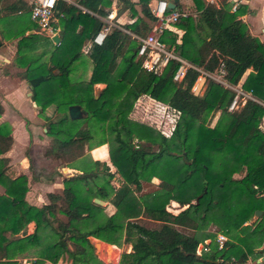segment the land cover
Wrapping results in <instances>:
<instances>
[{
  "label": "trees",
  "instance_id": "trees-1",
  "mask_svg": "<svg viewBox=\"0 0 264 264\" xmlns=\"http://www.w3.org/2000/svg\"><path fill=\"white\" fill-rule=\"evenodd\" d=\"M0 1L6 14L22 11L1 16L0 31L7 39L19 37L16 63L23 68L20 75L28 82L32 99L40 110L55 105L57 117L45 123L51 136L45 153L71 166L84 154V142L97 135V144L108 143L115 168L111 171L105 164L96 175L84 178L83 172L99 166L95 159L89 168L63 176L62 190L49 192L48 202L34 205L25 198L27 175L15 174L4 155L12 133L7 122L0 123V184L4 187L0 264H19L17 257L26 252L32 264H56L65 255L75 264H106L95 254L90 236L131 244L130 251L121 253L119 264H234L264 255V130L259 127L264 107L260 103L247 99L228 110L234 89L209 76H204V91L194 92L200 71L189 66L175 80L181 63L176 58H169L159 70L145 69L137 55L140 40L117 24L102 44L95 43L94 34L105 24L95 13L106 16L112 0H77L87 10L57 0L60 41L50 39L52 45L38 53L31 48L49 37L25 34L37 26L30 6L22 0ZM149 1L139 0L143 16L124 25L142 37L151 29L146 18L155 19ZM193 2L195 13L171 23L182 33L166 27L160 39L203 70L216 72L223 65L222 76L228 83L241 81L243 88L263 100L264 42L250 33L240 17L243 5L232 10L231 0ZM118 4V12L130 7L135 13L133 1L118 0ZM176 9L180 10L179 2ZM99 82L104 86L95 97L94 84ZM144 94L178 112L170 133L132 117L135 101ZM74 103L87 114L70 118L68 106ZM116 172L118 186L111 182ZM236 172L244 173L235 177ZM154 176L158 188L139 194L141 181ZM94 197L111 202L116 211L108 214ZM171 200L186 206L174 213L167 209ZM256 209L262 213L254 220ZM140 215L156 224L146 225ZM30 222L34 223L31 231ZM219 232L227 235L221 247L216 241ZM200 243L206 248L198 253Z\"/></svg>",
  "mask_w": 264,
  "mask_h": 264
},
{
  "label": "crops",
  "instance_id": "crops-1",
  "mask_svg": "<svg viewBox=\"0 0 264 264\" xmlns=\"http://www.w3.org/2000/svg\"><path fill=\"white\" fill-rule=\"evenodd\" d=\"M14 1L16 0H10V2H14ZM22 1H24L27 5L30 6V0H22ZM65 1L68 3L75 4L84 10H87L85 7L80 5L77 2V0H65ZM131 1L135 3L134 4L135 13L131 12L130 7L124 8L123 10L118 12V7H119L118 0H112V4L109 9V12L110 11L113 12L112 21L114 23L119 25L120 28H122L124 31L128 32L132 36H135L139 39L142 36L134 34L133 32H131L130 30L124 27L126 23L131 22L136 16L138 15L143 16L141 12L140 4L138 3L139 0H131ZM155 1L156 0L149 1L150 10H151V6L154 4ZM219 1L220 0H213V2H216V3H218ZM231 1L237 3L238 5H243L244 10L240 17L247 23L250 33L257 36L261 41L264 42V0H231ZM1 2L2 1H0V5H1ZM178 2L180 3V10H184L187 13H195L194 12L195 6H194L193 0H178ZM174 9H176V6L174 7ZM21 12L22 11L18 10V12L6 14L5 10L0 9V17L1 16L2 17L12 16V15H15ZM95 14L99 16L104 22H106L105 16L98 15L97 13ZM146 19L152 29L154 19L153 20L148 19V18ZM79 27L80 25L78 26V28ZM168 27L176 30L179 33V35L182 33L181 29L175 28L172 24H169ZM151 29L149 31H151ZM42 32L43 31H39L36 26L34 28L27 29L25 31V34L38 33L40 35L44 33ZM0 35L6 40L5 42L2 43L3 45L0 46V104L3 107V112L0 115V123L7 122L10 125L11 133H12L11 146L4 153V155L9 157V165L15 169V174L25 173L27 175L28 190L26 191V195H25L26 200L34 205L41 206L43 203L48 202L47 194L49 192H60L62 190L63 176H70L74 173L81 172L82 168H77L76 165L73 167L61 165L59 161L58 163L53 161L52 162L54 164L53 172L56 171L58 174L54 173L52 177H49L47 179L43 175L38 174V172L35 171L34 168L32 167L33 154L31 152V146L37 145L39 142H45V140H49L50 142V137H49L50 135L46 133V127L44 123L50 118L49 116L52 113H54L55 105L50 104L43 110H40V106L31 97L32 90L28 82L20 75V71H22L23 68L21 66H18L16 63L17 40L19 37H12V38L7 39L3 36L1 31H0ZM50 39L52 40L51 37L44 38L42 40L46 42L47 43L46 46H48V45H52ZM7 40L13 41V44L9 45L7 43ZM52 42L55 43L53 40ZM84 45H86L87 47V45H89V41H86ZM89 73H90V70L88 71V74ZM96 84H103L104 86V83H101V82L95 83L94 84L95 94L97 92V88L95 87ZM238 84H241V81L238 82ZM195 85H197V87L194 92L201 94L205 88L204 78L199 77ZM101 89L102 88H100L99 90ZM30 91H31V94H30ZM141 96L144 97L145 99L147 98L146 99L147 101L152 100L150 102H156L154 98L148 95L144 94ZM142 97L138 98V104L140 103V99ZM47 147L48 145L46 146V148ZM45 152H46V149H45ZM83 155H85V152ZM82 156L78 157L77 159L81 158ZM48 157L52 158V160L55 159L51 155H48ZM107 157H108L107 161L110 162L108 153H107ZM96 159L99 160V166H98L99 169H101L104 164H109L110 170L111 171L115 170L113 165H111V162L110 163L105 162V161L101 162L100 159H98V157ZM64 167H66L67 170L71 172V174L66 175L63 172ZM57 175L61 176L62 186L60 190L56 191L54 190V186L57 184L56 183L57 177H58ZM145 181L147 180L141 181L142 186H144ZM149 181L153 183H158L159 179L154 176ZM111 182L114 186H118L120 184V178L118 177L117 172L114 174V178L112 179ZM142 190L143 189H141L138 193L141 194ZM0 192H4V187L1 184H0ZM146 192L148 191L143 190L142 193H146ZM105 206H106V209L108 208V212H107L108 214H112L116 211V207L109 201H106ZM185 206L186 205H183V206L180 205L175 200H171L170 203L167 205V209L176 213L182 208H184ZM139 217H142L141 218L142 221L143 220L144 221L145 220L154 221V220H150L149 218L144 217L143 215H140ZM33 225H34L33 222L29 223L30 231L33 229ZM91 238H93V236H91L90 239ZM101 241L103 242V240ZM205 242H207V240H205ZM128 245H130V250H131V244L128 243ZM260 257L258 258L250 257L248 258L246 262H243L241 264H264V260L263 261L258 260Z\"/></svg>",
  "mask_w": 264,
  "mask_h": 264
},
{
  "label": "built area",
  "instance_id": "built-area-1",
  "mask_svg": "<svg viewBox=\"0 0 264 264\" xmlns=\"http://www.w3.org/2000/svg\"><path fill=\"white\" fill-rule=\"evenodd\" d=\"M56 1L57 0H30V16L32 20L36 22L37 29L39 31L45 32V34H47L49 37H52L59 31V25L57 23L58 19L55 15ZM209 1L213 2V0ZM237 5L238 4L234 2V4L232 5V10H235L237 8ZM151 12L155 17L152 29L145 36L139 38L140 43L138 45L137 51V55L141 59V65L145 69L159 70L169 58H176L179 59L181 63L174 72L173 78L175 80H180L185 74L187 67L192 66L200 71V75L198 76L196 81L199 79V77L201 78L204 76H209L234 89L235 93L227 106L228 110L232 111L237 109L247 99H253L264 107V99H258L251 90L243 88L241 84H230L223 78V65H221L216 72H208L206 70H203L200 67H197L196 65L178 56L160 39L162 30L168 27L172 22L176 21L179 16L187 15L188 13L186 11L174 8L168 9L167 0H156L151 6ZM105 17V24L93 36V41L97 44H102L106 35L112 30L113 26L116 25V23L112 21V11L108 12ZM196 87V85L192 87L193 91L196 90ZM173 127V124L168 127V132L160 126L158 128L162 132L168 134L172 131ZM259 127L264 130V118L262 119ZM225 240H227V235L224 232L217 233L216 241L218 242L219 247L223 245ZM234 264L241 263H239L238 261H234Z\"/></svg>",
  "mask_w": 264,
  "mask_h": 264
},
{
  "label": "rangeland",
  "instance_id": "rangeland-1",
  "mask_svg": "<svg viewBox=\"0 0 264 264\" xmlns=\"http://www.w3.org/2000/svg\"><path fill=\"white\" fill-rule=\"evenodd\" d=\"M1 27H2V25L0 23V28ZM43 34H45V32ZM2 40H3V42L6 41L3 37H2ZM7 43L9 45L10 44L12 45L13 41L7 40ZM8 44H6V45H8ZM34 45L35 46H33L31 48V52L38 53L39 51L43 50L46 47L47 43L42 40V41L36 42ZM195 84H196V82L194 83L193 86H195ZM102 86H103V84H96L95 85V87L97 88L98 94L101 91L99 89L102 88ZM140 97H142V96H140ZM142 98L140 99L139 104H138V99L135 101L134 108H133L132 113H131L132 117H134L137 120L150 123L156 127L160 126L168 132L167 128L170 127L172 124L174 125V123H175V119L177 118V111L174 109L162 106L161 104H157V102H150L152 100L147 101L146 100L147 98L146 99L144 97H142ZM218 115H219V113L217 112L215 114L213 120H212V123H214V121L216 120ZM49 117L51 119H54L57 117V114L54 111V113H52ZM45 123H44V125H45ZM49 137L51 140V136H49ZM97 139H98V136L95 135L92 140H88V141L86 140L84 142L85 155H83L81 158H79L77 160L75 159L74 161H72V163L70 165L71 166L76 165L77 168H82V169L89 168L92 165L93 159H96L97 157H98V159H100L101 162L105 161V162L110 163L109 161H107L108 143H100V144L98 143L97 144V142H96ZM137 142L139 144H149L143 140H138ZM47 145H49V140H45V142H39L37 145H32L31 146V152L33 154L32 167L34 168L35 171L38 172V174H41L48 179L49 177H52L54 175V173L58 174L56 171L53 172L54 164L52 163L53 161L58 163V159L55 158L54 160H52V158L48 157V155L45 153V149H46ZM45 155H47V156H45ZM243 173L244 172H236V173H234V176L240 177L243 175ZM57 176H58L57 182H56L57 184L54 186V190H56V191L60 190L61 186H62L61 176H59V175H57ZM158 183H153L151 181H145V184H144V186H142L143 187L142 189L145 191H150V190L152 191V190L158 188ZM143 190L141 191V193L143 192ZM105 211L108 212V208L105 209ZM252 219H254V215L252 216ZM256 219L257 218H255L254 220H256ZM143 223H145L146 225H149V226L155 225L154 221H149V220H145V221L143 220ZM211 227H214V224H212ZM208 239H210V238H208ZM95 240H97L96 237L91 238L93 246H94ZM98 240H99V238H98ZM97 243H98V245L95 248L93 247L94 252L106 264H119L121 253L123 251H129L130 250V245H128V243H124V242L121 243V245H118L116 243H110L107 241L102 242L101 240H100V242H97ZM17 259H18L19 264H32V256H30L27 252L25 254L18 256ZM45 264H53V263L47 261V262H45ZM56 264H75V263L72 262L70 257L65 255L62 258H60ZM76 264H83V263L78 262Z\"/></svg>",
  "mask_w": 264,
  "mask_h": 264
},
{
  "label": "water",
  "instance_id": "water-1",
  "mask_svg": "<svg viewBox=\"0 0 264 264\" xmlns=\"http://www.w3.org/2000/svg\"><path fill=\"white\" fill-rule=\"evenodd\" d=\"M177 2H178V0H168V1H167L168 9H173V8L176 6V3H177ZM51 38H52V40H53L55 43H58L59 40H60V34H59V33H56V34H54ZM2 43H3V41H2V39H1V37H0V46L2 45ZM30 94H31V91H30ZM95 97H98V93H97V92H96ZM68 114H69L70 118H72V119H77V118H81V117H83L84 115H86V114H87V111H86V109H84L83 107H81L80 104H78V103H74V104H70V105L68 106ZM63 172H64L66 175L71 174V172L68 171L66 167L63 168ZM96 172H97V169H95L94 171L83 172L82 175H83L84 178H86V177H92V176L96 175ZM93 201H95L96 203L101 204V205H103V206H105V204H106V201L103 200V199H101V198H99V197H94V198H93ZM261 213H262V210H261V209H256V210L254 211V214H253V215H254V219H255V218H258V217L261 215ZM90 237H91V236H90ZM90 237H89V238H90ZM208 241H210V239H207V242H208ZM97 242H98V238H97V240H95V242H94V248L97 246ZM202 247H203V244L200 243V244L198 245V247H197V252H198V253L201 252ZM258 260H259V261H263V260H264V255H262ZM225 264H229V263L226 262Z\"/></svg>",
  "mask_w": 264,
  "mask_h": 264
},
{
  "label": "flooded vegetation",
  "instance_id": "flooded-vegetation-1",
  "mask_svg": "<svg viewBox=\"0 0 264 264\" xmlns=\"http://www.w3.org/2000/svg\"><path fill=\"white\" fill-rule=\"evenodd\" d=\"M102 168H103V167H102ZM102 168H101V169H102ZM95 169L99 170V167H94L92 171H94Z\"/></svg>",
  "mask_w": 264,
  "mask_h": 264
},
{
  "label": "bare ground",
  "instance_id": "bare-ground-1",
  "mask_svg": "<svg viewBox=\"0 0 264 264\" xmlns=\"http://www.w3.org/2000/svg\"><path fill=\"white\" fill-rule=\"evenodd\" d=\"M97 245H98V243H97Z\"/></svg>",
  "mask_w": 264,
  "mask_h": 264
}]
</instances>
